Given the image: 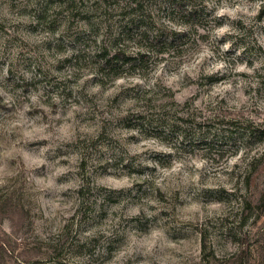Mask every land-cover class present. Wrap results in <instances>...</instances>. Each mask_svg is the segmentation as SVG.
Listing matches in <instances>:
<instances>
[{
  "label": "rangeland",
  "instance_id": "1",
  "mask_svg": "<svg viewBox=\"0 0 264 264\" xmlns=\"http://www.w3.org/2000/svg\"><path fill=\"white\" fill-rule=\"evenodd\" d=\"M0 264H264V0H0Z\"/></svg>",
  "mask_w": 264,
  "mask_h": 264
},
{
  "label": "trees",
  "instance_id": "2",
  "mask_svg": "<svg viewBox=\"0 0 264 264\" xmlns=\"http://www.w3.org/2000/svg\"><path fill=\"white\" fill-rule=\"evenodd\" d=\"M121 54L122 53H121L120 49L116 48L112 53H110V52L104 53L103 58H104L105 63L108 65V64L114 63L115 60L120 59ZM250 131L251 130H247L248 133H250Z\"/></svg>",
  "mask_w": 264,
  "mask_h": 264
}]
</instances>
